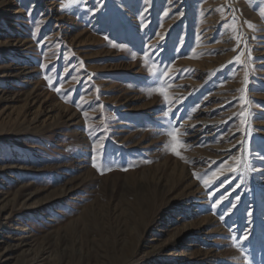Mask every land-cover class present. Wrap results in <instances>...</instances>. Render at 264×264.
Masks as SVG:
<instances>
[{
    "label": "rangeland",
    "instance_id": "obj_1",
    "mask_svg": "<svg viewBox=\"0 0 264 264\" xmlns=\"http://www.w3.org/2000/svg\"><path fill=\"white\" fill-rule=\"evenodd\" d=\"M262 9L0 0V264H264Z\"/></svg>",
    "mask_w": 264,
    "mask_h": 264
},
{
    "label": "snow or ice",
    "instance_id": "obj_2",
    "mask_svg": "<svg viewBox=\"0 0 264 264\" xmlns=\"http://www.w3.org/2000/svg\"><path fill=\"white\" fill-rule=\"evenodd\" d=\"M77 2V0H68V3L69 4H75ZM261 16L264 17V9L261 10ZM249 27H251V25H249ZM132 58L135 59V53L132 54ZM237 60H239V57H237ZM155 74V73H154ZM45 79H48L49 80V86H52V81L48 78V77H45ZM62 87V86H61ZM54 90L59 93L60 92V88L59 87H56L54 88ZM151 94V92L149 93ZM160 94L162 96H164V99L167 100L168 97L165 93L163 92H160ZM170 111V109H169ZM168 137H169V142L168 144L165 145V148L169 151L172 152V154L178 156L180 159H184V157L181 155V152L179 149L185 147V145L183 144L182 141L179 140V136L182 135L181 133L178 132V129L173 126L170 122H169V127L168 129L166 130V133H165ZM185 162L187 163L188 161L185 160ZM94 168H97L98 171H101V168L100 166L95 162V159H94V162H93V165H92ZM233 171H235V169H232ZM101 174L102 171H101ZM194 176H196V174L194 173L193 174ZM216 174L213 173V176H215ZM197 179L201 180V182L205 185V187L207 188L209 185H210V180L209 179H204L202 177H199L197 176ZM213 207H215V203L213 204ZM222 218V217H221ZM246 238V237H245ZM233 240H235V237H233Z\"/></svg>",
    "mask_w": 264,
    "mask_h": 264
},
{
    "label": "bare ground",
    "instance_id": "obj_3",
    "mask_svg": "<svg viewBox=\"0 0 264 264\" xmlns=\"http://www.w3.org/2000/svg\"><path fill=\"white\" fill-rule=\"evenodd\" d=\"M178 236H180V234H178ZM20 246V245H19ZM23 247H27V245H23L22 244V246H21V248H23ZM1 255V254H0Z\"/></svg>",
    "mask_w": 264,
    "mask_h": 264
}]
</instances>
